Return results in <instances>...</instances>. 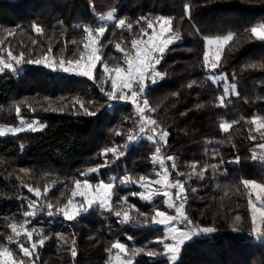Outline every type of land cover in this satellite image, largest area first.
<instances>
[{
	"label": "trees",
	"instance_id": "1",
	"mask_svg": "<svg viewBox=\"0 0 264 264\" xmlns=\"http://www.w3.org/2000/svg\"><path fill=\"white\" fill-rule=\"evenodd\" d=\"M186 4L190 17L184 12ZM113 8L118 18L133 22V28L118 29L113 21L106 22L99 55L109 66L126 67L124 53L116 44L134 53L131 40L142 36L140 26L151 32L142 17L152 20L154 26L157 16L174 18L172 32L179 39L163 53L156 67L162 77L149 82L144 93L149 107L155 109L145 115L157 121L156 143L147 139L150 131L140 132L134 104L110 102L100 91L101 87L111 90L110 82H104L101 64L95 79H89L26 62L42 59L49 48V59H78L84 51V33L75 26L98 25V17ZM261 23L264 0H0V56L7 60L9 50L14 55L24 53V61L15 71L0 72V127L21 121L44 125L35 132L0 137V246L8 247L17 260L22 257L19 243L31 250L26 236L16 237L9 227L27 220L28 230L35 229L32 242L42 236L48 239L43 246L37 244L31 261L24 258L25 264H112L118 251L111 247L115 242L127 246L125 258H131L133 264H169L159 254L163 245L157 242L166 236L165 228L153 225L151 217L155 209L174 215L173 208L166 207L163 195L150 201L141 199L132 193L145 194V188L120 183V178L131 175L137 181L145 176L147 186L154 185L151 181L158 179L156 173L161 171L153 161L159 147L170 179L179 180L186 189L184 211L193 223H185V229L216 230L185 243L175 264H264V243L247 237L251 231V191L241 183H264V161L252 159L254 151L260 156L262 150L257 145L264 139L250 122L253 116H264V42L249 31ZM33 24L43 27L42 35L34 32ZM229 32L234 39L226 46L220 66L215 72L206 69L204 37ZM220 73H227V81L217 84L208 79ZM225 83L235 84L238 95L230 90L226 106L220 107L217 97L223 94ZM78 100L97 114H86ZM221 122L232 125L228 133L220 129ZM162 131L169 133L166 143L158 141ZM129 135L137 139L130 141ZM113 147L122 155L102 154ZM168 156L174 161L167 160ZM236 157L240 158L238 163ZM205 168L203 176L198 175ZM76 180H87L94 186L100 180L112 181L114 211L94 207L71 221L55 208L50 213L48 203L55 207L67 203ZM25 185L39 188L41 197ZM121 197H127V202H121ZM33 201L35 214L25 217L26 211H33L29 208ZM115 211H120L121 217ZM125 211L133 219L121 223ZM237 215L241 220H235ZM8 236L14 242L10 243ZM73 237L75 257L69 250ZM132 249L143 251L133 255ZM148 252L157 255L149 256Z\"/></svg>",
	"mask_w": 264,
	"mask_h": 264
},
{
	"label": "snow or ice",
	"instance_id": "2",
	"mask_svg": "<svg viewBox=\"0 0 264 264\" xmlns=\"http://www.w3.org/2000/svg\"><path fill=\"white\" fill-rule=\"evenodd\" d=\"M184 12L186 15L190 17V7L189 5L184 6ZM99 21H101L98 25H76V28L82 29L84 33V43L83 49L79 53L78 59H68L65 60L61 58L59 61L52 57L49 59L48 53H51L52 49L49 48L48 52L42 59L36 60H27V63H35V64H44V66L50 68L53 71L60 70L65 73H73L76 75H81L84 77H88L89 79H95V72L97 70V65H102V73L103 76L106 77L104 82L107 84L110 82L111 90H106L104 87L100 88V91L104 94L110 102H126L130 101L132 104L136 106L137 115L140 118V132L142 134L150 131L152 134L147 135V139L149 141L157 142V121L152 119L150 116L145 115L146 111L151 112L155 111V109H151L149 107L148 100L144 97V93L146 91V81H151L152 83L156 82L157 77H162V74L155 70V65L160 62L159 55H162L165 51V48L173 43V41L179 39V35L172 32V17L165 16H157L155 18V22L159 24L160 31L157 33L154 28V22L152 20H147V18L142 17L141 20H145L148 29H153L151 33H149L142 25L139 28L140 33L142 34L139 38H134L131 40L133 52L126 51L121 48V45L116 44V49L124 53V65L109 66L107 62L102 60V57L99 55L100 48L102 47L100 43V39L104 37V34L107 30V23L109 21L114 22V26L118 29H127L129 31L133 28V22L128 21L126 18H118L116 16L115 8L111 9L105 14H102L98 17ZM62 24V22H60ZM139 25L140 21H136ZM32 28L36 34H43L44 29L42 26L33 24ZM252 37H255L257 40L264 42V24H257L256 26L251 27L249 30ZM167 34V35H166ZM143 37H147L146 40ZM234 39V34L229 32L226 35H216V36H205V51L203 54V62L206 69H210L215 72V70L220 66V62L222 59V54ZM35 43V42H34ZM73 44H76L77 41H72ZM141 45H143L141 47ZM215 45V51L211 52V46ZM2 51V50H0ZM22 61H24V53L21 52L19 55H14L11 50L7 52V60H5L2 56H0V72H3L5 69H9L15 71V65H19ZM227 73H220L219 75H213L208 77V79L212 80L214 83H219L221 80L227 81ZM195 83V81H193ZM192 85L190 84L189 87ZM236 86L235 84L225 83L223 85V94L217 97L219 101L220 107H225V98L229 95L230 90L235 93ZM238 95V93H235ZM83 111L88 115H96L97 113L94 111H89L88 107L84 102L77 101ZM88 104H92V101H88ZM111 104L109 105V107ZM17 114L20 113L19 106L16 107ZM251 124L255 125V131L260 132L261 139H264V116H253L251 119ZM23 124V121H21ZM34 124H38V122H32L27 125V127L33 131L36 130ZM40 128H43L44 125L40 124ZM220 129L224 133H228L229 129L232 127L230 123L221 122L219 125ZM23 130L22 128H10L8 129L11 133H16ZM5 135L3 130H0V136ZM120 135V133H117ZM169 135L167 131H162L158 136V141L166 143V137ZM130 141L136 140L137 137L132 135L128 136ZM250 139L256 140V136H250ZM234 146V145H233ZM262 151L260 156L258 157L255 151L252 153L253 160H261L264 161V143L257 145ZM108 153H112L113 155H122V153H118L117 148H108L105 149L102 153L103 155H107ZM161 149L159 147L156 148L155 155L153 157L154 163H158L161 171L157 172L156 175L159 177L158 179L151 181V183L156 185H161V188L154 189L153 191H149L147 195L144 193H132L133 196L139 195L141 199L151 200L155 195H163L166 200L167 208H175L176 215H169L166 211L155 209L154 215L151 217V223L153 225H164L170 226L178 219L181 223H187L191 225L193 222L188 218L185 213L184 203L186 202L187 197L184 195L186 192L185 186L179 180L170 181L169 176L170 172L165 166V159L160 155ZM167 160L174 161L172 156H168ZM240 160L239 157H236V162L238 163ZM223 163V160L220 161ZM175 163L172 164V168L175 169ZM211 167H216V165H212ZM205 168L203 171L198 173L201 177L203 176V172L206 171ZM92 171H96L93 169ZM116 178L113 177L112 180ZM148 178L145 176H140L139 181L134 179L131 175H125L120 178V183L127 185L129 183L139 184V187L146 188ZM241 183L246 187L250 188L255 192V200L254 203L251 198V193L249 196V209L251 215V231L250 235L255 236V238L264 240V183H258L255 180H242ZM28 191L33 193L38 199L41 197L42 193L39 188H33L31 186H27ZM115 184L112 181L104 182L100 180L95 186H93L89 181L84 180H76L75 187L71 193V197L67 200L61 207H55L52 203H48L47 207L50 211L55 208L56 212L61 213L65 219L71 221L75 220L81 213L88 212L94 205H98L106 210L112 212L114 209L112 208L111 196L113 194V189ZM83 188V190H81ZM175 188L177 189L175 193V200H180L181 203L177 205L175 200L170 195L169 190ZM195 191V189H192ZM48 192V188L45 187L44 194L46 195ZM81 197L82 202L74 203V197ZM121 202L126 203L127 197H121ZM134 207V206H132ZM29 208L33 209V211H26L24 213L25 217H29L35 214V201L29 204ZM138 211V210H137ZM114 214L117 217H121L120 211H115ZM141 216L147 217L146 213H140ZM132 217L129 216L128 212H124L122 215L121 223L129 222ZM236 221L241 220V217L237 215L235 217ZM29 221L25 220L19 225L15 222L11 223L9 227L11 228L12 233L15 234L16 237H19L22 233L26 236L27 240L31 243V250L29 247H25L23 243H19V248L22 253V257L20 260L14 258L13 252L8 247L0 246V264H25L24 258H28L29 261L32 260V255L35 249L37 248V244L43 246L45 240L48 239L46 236H42L36 242H32L33 233L35 229L28 230L26 225ZM145 224L148 223L147 218L144 221ZM216 231L212 227L205 228H191L189 230H181L175 227H169L166 236L162 239H158V243L163 245V252L159 253L166 257L169 261V264H175L177 261L179 254L182 250L183 245L193 239L195 236L201 233H212ZM233 231H238V229L234 228ZM63 239L62 234H57ZM8 241L14 242L12 236L7 237ZM131 239V237H129ZM170 239L172 242H165V240ZM67 243V241H65ZM112 249L118 250L115 258L114 264H133L131 258H125L128 255L127 246L121 242H115L112 244ZM73 257L77 255L75 250V239H72V247L69 249ZM111 251V249H109ZM132 254H139L143 249H132ZM123 254V256L121 255ZM149 256L157 255L155 252H148ZM38 258V257H37ZM34 264V261H32Z\"/></svg>",
	"mask_w": 264,
	"mask_h": 264
},
{
	"label": "rangeland",
	"instance_id": "3",
	"mask_svg": "<svg viewBox=\"0 0 264 264\" xmlns=\"http://www.w3.org/2000/svg\"><path fill=\"white\" fill-rule=\"evenodd\" d=\"M261 24H264V23H261ZM257 25V24H256ZM256 25H254V26H256ZM154 28H155V31L157 32V33H159V31H160V26H159V24H157L156 26H154ZM153 31V29H151V32ZM150 32V33H151ZM167 35V34H166ZM147 39V37H145L144 38V40H146ZM176 41V40H175ZM175 41H173V43L175 42ZM173 43H171L170 45H172ZM170 45H168L166 48H165V51L168 49V47L170 46ZM143 45H141V47H142ZM164 51V52H165ZM215 51V45H213V46H211V50H210V55H211V52H214ZM163 52V53H164ZM159 55V58H160V60H161V58H162V55H160V54H158ZM159 64V63H158ZM158 64H156L155 65V70H156V67H157V65ZM99 65V64H98ZM98 65H97V67H98ZM16 65L14 64V67H15ZM16 68V67H15ZM157 71V70H156ZM157 78H159V77H157ZM157 78H156V80H157ZM151 83V81H146V84H148V83ZM29 123H24L23 122V124L22 123H20L19 125H14V126H4V127H0V130H3L4 132H5V135H3V136H0V137H4V136H9V135H18V134H20V133H24V132H35V131H37V129H38V127H39V125H35L34 124V127L36 128V130L35 131H33V130H31V129H29L28 127H27V125H28ZM10 128H22L23 130H21V131H19V132H16V133H11V132H9L8 131V129H10ZM169 180L170 181H172L171 179H170V176H169ZM155 185V186H154ZM154 185H149V186H146V188H145V195H147V193L149 192V191H153L154 189H159V188H161V185H156V184H154ZM94 186V185H93ZM81 190H83V188H81ZM175 190V191H174ZM176 191H177V189H175V188H172V189H170L169 190V192H170V195H171V197L173 198V200H175V193H176ZM250 191H251V198H252V200H253V202L255 203L256 202V200H255V192H253V190H251L250 189ZM156 196V195H155ZM155 196H153V198L155 197ZM75 198V200L73 201L74 203H79V202H82V199L83 198H81V197H79V196H77V197H74ZM152 198V199H153ZM151 199V200H152ZM180 200H175V203H177V202H179ZM94 207H100V206H98V205H94L92 208H94ZM102 208V207H101ZM184 210V209H183ZM173 211H174V215H176V211H175V209L173 208ZM164 226V225H163ZM185 226H186V224L185 223H181L180 222V220L178 219L177 221H175L172 225H170V226H164V228H165V232H166V234H167V232H168V229H169V227H175V228H179V229H181V230H186L185 229ZM201 234H199V235H197V236H195L194 238H196V237H199ZM167 240H170V239H167ZM170 242H172L171 240H170ZM188 242V241H187ZM186 242V243H187ZM184 246V245H183ZM183 248V247H182ZM181 253V252H180ZM122 255V254H121ZM180 255V254H179ZM123 256V255H122ZM115 258V257H114ZM114 258H113V263L112 264H114ZM179 258V257H178ZM178 260V259H177Z\"/></svg>",
	"mask_w": 264,
	"mask_h": 264
},
{
	"label": "built area",
	"instance_id": "4",
	"mask_svg": "<svg viewBox=\"0 0 264 264\" xmlns=\"http://www.w3.org/2000/svg\"><path fill=\"white\" fill-rule=\"evenodd\" d=\"M180 203H181V201L177 202L176 204L179 205ZM186 204H187V200H186V202L184 203V207L186 206ZM174 209H175V208H174ZM247 237H248L249 240H251V241H253V242H256V243H264V240L257 239V238H255V236H253V235L248 234Z\"/></svg>",
	"mask_w": 264,
	"mask_h": 264
}]
</instances>
